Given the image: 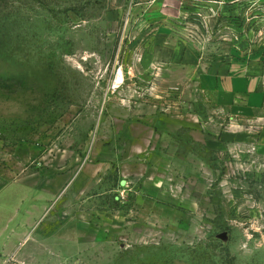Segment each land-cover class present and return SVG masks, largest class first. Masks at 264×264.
Instances as JSON below:
<instances>
[{
	"label": "rangeland",
	"instance_id": "374dc122",
	"mask_svg": "<svg viewBox=\"0 0 264 264\" xmlns=\"http://www.w3.org/2000/svg\"><path fill=\"white\" fill-rule=\"evenodd\" d=\"M236 46L264 48V0H0V199L30 206L27 264H264V108L200 86Z\"/></svg>",
	"mask_w": 264,
	"mask_h": 264
},
{
	"label": "crops",
	"instance_id": "0c3cea01",
	"mask_svg": "<svg viewBox=\"0 0 264 264\" xmlns=\"http://www.w3.org/2000/svg\"><path fill=\"white\" fill-rule=\"evenodd\" d=\"M200 86L220 106L231 108L235 113H259L264 108V48L245 50L236 46L225 65L202 74ZM17 186L0 188V195H11ZM30 212V206L24 208L21 210L24 217L18 219L16 207L0 199V264H8L11 259L19 264L29 263L36 244L33 242L36 222L29 223Z\"/></svg>",
	"mask_w": 264,
	"mask_h": 264
}]
</instances>
